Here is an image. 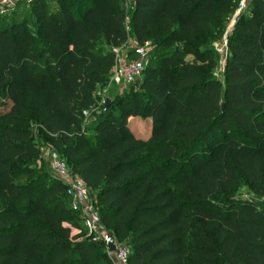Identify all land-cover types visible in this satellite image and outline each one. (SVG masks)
<instances>
[{"label": "trees", "instance_id": "16d2710c", "mask_svg": "<svg viewBox=\"0 0 264 264\" xmlns=\"http://www.w3.org/2000/svg\"><path fill=\"white\" fill-rule=\"evenodd\" d=\"M240 1L34 0L31 24L0 27V264H113L72 236L64 186L31 170L42 148L95 197L127 264H264V0L235 18L214 77ZM129 38L151 43L149 63L98 108Z\"/></svg>", "mask_w": 264, "mask_h": 264}, {"label": "built area", "instance_id": "2783aa9c", "mask_svg": "<svg viewBox=\"0 0 264 264\" xmlns=\"http://www.w3.org/2000/svg\"><path fill=\"white\" fill-rule=\"evenodd\" d=\"M13 0H0V14L4 11L2 7H8ZM26 3H31L34 0H23ZM126 6L131 4L133 0H124ZM247 1L241 0L238 5L237 15L246 9ZM3 3V5H2ZM129 18H126L125 31L129 33ZM234 24V23H233ZM215 51L223 54L224 59L221 62L222 71L227 55L226 38L222 44L213 45ZM152 50L151 43L139 44L136 40L129 38L120 47L113 49V67L110 71V82H120L123 88H129L139 81L144 67L149 63L150 53ZM97 95H100L99 93ZM87 112L83 116L87 119ZM42 151V150H41ZM47 156L50 163V170L53 178L60 182L65 188V195L68 200L69 209L78 214L84 224V229L87 231V236L91 241L98 243L103 242V230L99 221L97 212L92 208L90 194L83 181L77 176L72 175L65 164L60 160L59 156L47 150ZM74 232V231H73ZM72 232V234H73ZM75 233L74 235H77ZM115 242V241H114ZM115 253L108 255L113 264H127L129 250L124 244L115 242Z\"/></svg>", "mask_w": 264, "mask_h": 264}, {"label": "rangeland", "instance_id": "374dc122", "mask_svg": "<svg viewBox=\"0 0 264 264\" xmlns=\"http://www.w3.org/2000/svg\"><path fill=\"white\" fill-rule=\"evenodd\" d=\"M247 3H249V1H247ZM3 5V3H2ZM2 9L4 10L1 14H0V27L3 26H9L10 22H22L24 20H26L28 23H32L33 17L31 15V6L24 2L23 0H13L12 3L9 4L8 7H2ZM238 10V7H237ZM237 12L234 14V16L230 17V19L226 22L223 34L220 37H217L216 41L214 42L213 45L215 44H222V42L224 41L225 38H227V35L230 33L232 27H233V23L235 21V18L237 17ZM213 50L215 51V49L213 48ZM216 53V57H217V64H216V69L214 72V77L217 78L218 80L221 81V83H223V77H222V66H221V62L223 61L224 57V51L222 52L223 54H219L215 51ZM151 54V53H150ZM227 56V55H226ZM129 90V88H123L122 84L120 82H108L106 85V90L105 92H103V94L100 96L102 99L99 100L98 102V108L99 107H103L104 108V104H105V100L108 99L111 102L116 100L121 94L127 93ZM100 94V92H98ZM92 117L90 116V114L87 115V124H90L92 122ZM128 126L129 128L135 133L138 134L139 136H142L143 138H146L147 135H149V131H150V122L147 120H142V119H136L134 121H129L128 122ZM31 133L32 136L35 138L39 137V128L35 125L31 126ZM42 150V151H41ZM47 150H49V148H42L40 149L39 153L40 156L38 158V161L36 163V165L34 167H31L32 171L36 174L39 175L41 173L45 174L48 177H52V173L50 170V163H49V159L47 156ZM26 179V177H22L19 181V183L23 182ZM91 202H92V208L95 212L98 211L96 203H95V197L92 196L90 197ZM263 203V202H262ZM98 214V212H97ZM72 218H74L79 226V228L77 230H75L72 234V236H80V234L82 235V231H84V236H82L81 238H79L80 240L86 239V240H91L90 237L87 236V231H85L84 229V224L81 220V218H79L80 216H75L72 215ZM99 216V215H98ZM103 233H105L106 231H104V229L102 228ZM75 233H78L77 235H74ZM101 249V246H98V250ZM112 261V260H111Z\"/></svg>", "mask_w": 264, "mask_h": 264}, {"label": "water", "instance_id": "95a60500", "mask_svg": "<svg viewBox=\"0 0 264 264\" xmlns=\"http://www.w3.org/2000/svg\"><path fill=\"white\" fill-rule=\"evenodd\" d=\"M110 105H111V101L106 99L105 104H104V110H107ZM103 243L105 245V249H106L107 254L113 255L116 251L115 250V242H114L113 236L110 233L105 232L103 234Z\"/></svg>", "mask_w": 264, "mask_h": 264}]
</instances>
